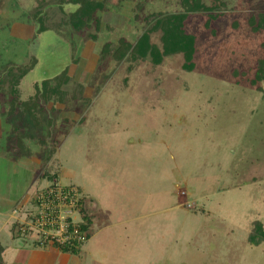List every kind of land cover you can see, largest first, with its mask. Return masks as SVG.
<instances>
[{
  "label": "rangeland",
  "instance_id": "374dc122",
  "mask_svg": "<svg viewBox=\"0 0 264 264\" xmlns=\"http://www.w3.org/2000/svg\"><path fill=\"white\" fill-rule=\"evenodd\" d=\"M223 1L212 32L203 14L187 21L195 36L187 70L181 54L155 65L99 53L105 42L137 40L179 0H123L97 13L98 28L37 36L31 11L40 2L59 21L58 0H0V74L35 61L15 93L0 89V243L16 264L42 250L12 234L7 215L33 210L46 171L79 188L95 211L80 253L52 247L43 264H264V242L247 241L254 220L264 225V93L250 82L264 31L246 23L264 0ZM151 36L160 44L159 31ZM67 65V95L43 102L40 127L11 113L12 96L29 100L35 83ZM14 125L28 155L17 152Z\"/></svg>",
  "mask_w": 264,
  "mask_h": 264
},
{
  "label": "trees",
  "instance_id": "16d2710c",
  "mask_svg": "<svg viewBox=\"0 0 264 264\" xmlns=\"http://www.w3.org/2000/svg\"><path fill=\"white\" fill-rule=\"evenodd\" d=\"M122 2L123 0H58L61 12L65 13L59 21L51 19L48 9L39 2L31 11V17L35 25V36L46 30H53L60 34L65 25L77 34L90 29L92 22L98 28L99 18L97 13L110 7L119 10ZM179 4L180 9L176 12L154 15L149 26L140 34L137 40L129 41L125 37H120L116 44L105 42L99 52L101 58L111 56L115 61L149 58L153 64L157 65L165 57L181 54L183 67L187 70H192L194 68L195 36L186 30V23L191 15L203 14L205 16V27L212 32L211 23L222 15L225 2L223 0H211V4L208 5L204 0H179ZM64 5L71 6L67 13L64 11ZM246 23L253 33L264 31V9L255 10L249 14ZM157 31L160 32V44L151 40V35ZM91 36L95 38L94 35ZM34 65L35 61L31 58L28 64H12L8 66L4 73L0 74V89H3L4 83L11 93H15L16 86L20 83V80ZM68 69L67 65L57 75L44 78L39 83H35L34 95L29 100L17 102L15 97L12 96L11 113L15 111L28 113L32 117L34 127H40L41 118L36 112L42 110L43 102L53 98L62 100L67 95V91L63 89V86L70 80ZM240 73H244V71H240ZM250 82L252 84L261 83L258 86V90L264 93V54L256 60L253 77ZM13 132L17 152L28 155L29 152L25 146L23 133L17 130L16 125L13 126ZM43 176L49 181L57 179L56 175L49 171L48 173L47 171L44 172ZM19 210L23 209L19 208ZM80 212L83 214L82 222H80L81 229L90 231L92 216L89 214V208L84 204V200L80 205ZM12 228L14 230L15 224H13ZM247 241L249 244L254 245L264 242V225L261 221H253ZM81 246L76 248L53 245L51 247L62 252L77 254ZM4 251V246L0 243V264L4 262Z\"/></svg>",
  "mask_w": 264,
  "mask_h": 264
},
{
  "label": "built area",
  "instance_id": "2783aa9c",
  "mask_svg": "<svg viewBox=\"0 0 264 264\" xmlns=\"http://www.w3.org/2000/svg\"><path fill=\"white\" fill-rule=\"evenodd\" d=\"M83 200L85 204L76 186L62 184L56 178L50 180L32 195L33 210L14 208L11 211L14 231L39 248L53 245L77 248L88 240L90 232L83 231L82 218L77 219L83 216L80 212Z\"/></svg>",
  "mask_w": 264,
  "mask_h": 264
},
{
  "label": "crops",
  "instance_id": "0c3cea01",
  "mask_svg": "<svg viewBox=\"0 0 264 264\" xmlns=\"http://www.w3.org/2000/svg\"><path fill=\"white\" fill-rule=\"evenodd\" d=\"M38 161H40V160H38ZM14 167H16L15 165H14ZM42 178H43V176H42ZM47 180V182L49 181L48 179H46ZM91 205L90 206H93L94 205V203H90ZM96 205V204H95ZM13 208H15V207H12V209ZM95 208H96V206H95ZM11 209L9 210V212H8V217H9V219L11 220H13V218H12V216H11ZM94 208L93 207H91V210L89 211V214L92 216L93 214L92 213H94ZM9 230L11 231V233L13 234V232H14V230H13V228H12V226H9ZM12 238H13V236H11ZM3 246H4V262H3V264H16L17 263V258H15V257H11V256H9L10 254H8V250L6 249L7 247H8V245L7 244H2ZM34 246V245H33ZM32 246V247H33ZM25 248V247H24ZM34 248H38V249H40V250H42L41 251V253L40 252H38V253H34V254H32L31 255V257H30V260L31 261H29V263L28 264H43V262L41 261V257L43 258V257H47V255L48 254H46L47 252V250L48 249H50V248H52V247H46V248H39V247H37V246H34ZM54 248V247H53ZM81 249H82V246H81V248H80V250H79V252L77 253V254H79L80 253V251H81ZM60 251V250H59ZM62 252V251H61ZM65 253V252H64ZM66 253H68V252H66ZM41 255H43V256H41ZM41 256V257H40ZM18 264H23V263H18Z\"/></svg>",
  "mask_w": 264,
  "mask_h": 264
},
{
  "label": "flooded vegetation",
  "instance_id": "af4514ba",
  "mask_svg": "<svg viewBox=\"0 0 264 264\" xmlns=\"http://www.w3.org/2000/svg\"><path fill=\"white\" fill-rule=\"evenodd\" d=\"M88 201H86V203H87ZM90 202V201H89Z\"/></svg>",
  "mask_w": 264,
  "mask_h": 264
}]
</instances>
